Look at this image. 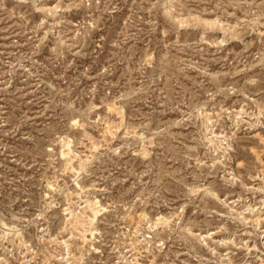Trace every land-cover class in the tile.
Listing matches in <instances>:
<instances>
[{"label": "rangeland", "instance_id": "rangeland-1", "mask_svg": "<svg viewBox=\"0 0 264 264\" xmlns=\"http://www.w3.org/2000/svg\"><path fill=\"white\" fill-rule=\"evenodd\" d=\"M0 264H264V0H0Z\"/></svg>", "mask_w": 264, "mask_h": 264}, {"label": "bare ground", "instance_id": "bare-ground-1", "mask_svg": "<svg viewBox=\"0 0 264 264\" xmlns=\"http://www.w3.org/2000/svg\"><path fill=\"white\" fill-rule=\"evenodd\" d=\"M63 155H64V156H67L65 153H63ZM94 210H95V208H93V211H94ZM93 211H92V212H93ZM98 213H99V210H97V211L95 210V211L93 212V217L95 218V217L98 215ZM259 219H260V217H259ZM90 222H92V220H90ZM92 231H93V230H92ZM25 243H26V242H25Z\"/></svg>", "mask_w": 264, "mask_h": 264}]
</instances>
